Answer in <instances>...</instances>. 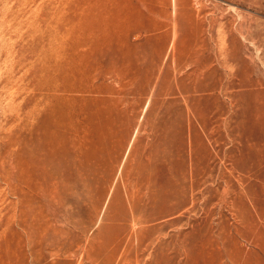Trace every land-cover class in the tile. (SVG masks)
<instances>
[{
    "label": "rangeland",
    "instance_id": "374dc122",
    "mask_svg": "<svg viewBox=\"0 0 264 264\" xmlns=\"http://www.w3.org/2000/svg\"><path fill=\"white\" fill-rule=\"evenodd\" d=\"M0 170V264H264V0H0Z\"/></svg>",
    "mask_w": 264,
    "mask_h": 264
},
{
    "label": "bare ground",
    "instance_id": "6f19581e",
    "mask_svg": "<svg viewBox=\"0 0 264 264\" xmlns=\"http://www.w3.org/2000/svg\"><path fill=\"white\" fill-rule=\"evenodd\" d=\"M91 44H93V42H91ZM88 45V44H87ZM74 47V46H73ZM91 48V47H90ZM79 50V49H78ZM173 50V49H172ZM74 52V51H73ZM70 53V52H69ZM74 54V53H73ZM80 54V53H79ZM59 55V54H58ZM76 55V54H75ZM82 55V54H81ZM85 56V55H84ZM73 56H71L72 58ZM80 57V56H79ZM70 58V59H71ZM74 58H76L74 56ZM81 59V58H80ZM67 62V61H66ZM74 62V59H73ZM68 63V62H67ZM70 63V62H69ZM74 64V63H73ZM58 65V64H57ZM66 67V66H65ZM69 68V67H68ZM73 68V67H72ZM59 69H61V71H64V62H61L59 64ZM73 71V70H72ZM68 72V71H67ZM45 77V76H44ZM47 80V85L42 89L39 88L41 86L38 87V85H36V97H34V101H33V107L29 108L28 110L25 111V116L23 120H27L25 127H23L24 129H30L33 127V125L35 126L34 130L36 129V133L37 134H41L42 131V127H41V131L37 128L39 127L36 126L38 124V122H40L42 116L44 117V115H46L47 117L50 116V112L52 113V111L54 110V108L60 104L64 105L65 102H70L72 100V98L69 99V95H68V91L70 90L67 81H65V78L63 76L62 73H60V75H54V74H50V77ZM45 80V81H46ZM38 82V80H37ZM36 82V83H37ZM69 82V81H68ZM77 99V98H76ZM77 102V101H76ZM82 102H85L82 101ZM57 103V105H56ZM53 104H55L53 106ZM82 107V105L80 106ZM59 109V108H58ZM82 109V108H81ZM45 110V111H44ZM44 111V112H43ZM70 111V110H69ZM75 111V110H74ZM83 111V109H82ZM78 112V111H77ZM53 115V114H52ZM83 115V114H82ZM62 117V115H61ZM80 117V116H79ZM63 118V117H62ZM61 119V118H60ZM45 121V120H44ZM59 121V119H58ZM46 123V121H45ZM64 124V123H63ZM77 125V124H76ZM32 126V127H30ZM33 129V128H32ZM58 131V130H57ZM23 132V130H22ZM35 133V132H34ZM59 133V131L57 132ZM23 134V133H22ZM51 134V133H50ZM24 136V135H23ZM38 136V135H37ZM52 137V136H51ZM50 137V139H51ZM55 138V136H54ZM57 138V137H56ZM53 140V139H52ZM55 140V139H54ZM59 140V139H58ZM18 141H20V143H22L24 141V137L18 139ZM30 141V140H29ZM60 141V140H59ZM61 144V143H60ZM54 147V146H53ZM41 148V147H39ZM20 156H18L17 158H19ZM35 162V160H34ZM30 164V163H29ZM3 165V164H1ZM4 168V167H3ZM9 169V168H8ZM7 169V170H8ZM20 178V175H19ZM0 180L5 183L6 185H10V181H11V177L10 174H8L7 172H5L4 170H0ZM18 197H19V201H22V192L15 190ZM15 197V196H14ZM17 204V203H16ZM21 228V227H20Z\"/></svg>",
    "mask_w": 264,
    "mask_h": 264
}]
</instances>
